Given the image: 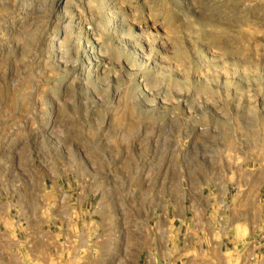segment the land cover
I'll return each mask as SVG.
<instances>
[{
  "label": "rangeland",
  "instance_id": "rangeland-1",
  "mask_svg": "<svg viewBox=\"0 0 264 264\" xmlns=\"http://www.w3.org/2000/svg\"><path fill=\"white\" fill-rule=\"evenodd\" d=\"M0 264H264V0H0Z\"/></svg>",
  "mask_w": 264,
  "mask_h": 264
},
{
  "label": "bare ground",
  "instance_id": "bare-ground-1",
  "mask_svg": "<svg viewBox=\"0 0 264 264\" xmlns=\"http://www.w3.org/2000/svg\"><path fill=\"white\" fill-rule=\"evenodd\" d=\"M18 4V3H17ZM79 21V20H78ZM77 25V24H76ZM84 26V25H83ZM88 29V28H87ZM90 29V28H89ZM91 68V67H90Z\"/></svg>",
  "mask_w": 264,
  "mask_h": 264
}]
</instances>
